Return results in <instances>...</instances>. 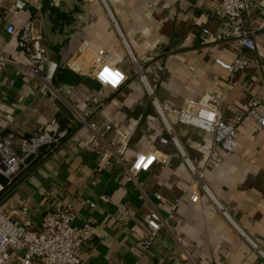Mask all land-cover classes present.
I'll use <instances>...</instances> for the list:
<instances>
[{
	"label": "crops",
	"instance_id": "obj_1",
	"mask_svg": "<svg viewBox=\"0 0 264 264\" xmlns=\"http://www.w3.org/2000/svg\"><path fill=\"white\" fill-rule=\"evenodd\" d=\"M10 1L0 0V53L8 59L0 64V133L26 136L51 117L67 132L53 156L2 184L0 210L37 224L54 204L70 205L75 223H92L78 250L81 264H131L137 256L138 264H264V124L247 114V100L255 98L264 116V0L243 16V25L251 28V48L237 47L233 38L199 41L202 27L217 33L232 25L225 23L219 0H104L115 24L101 0H26L14 16L3 15ZM26 19L57 63L49 90L23 74L16 37L3 31L8 21L19 25ZM83 38L89 49L103 48L116 66L115 86L64 65ZM235 56L246 62L233 71L214 62ZM72 87L90 91L103 104L95 110L88 104L75 107ZM189 98L217 99L223 120L238 117L231 150L209 159L211 134L177 120L178 107ZM72 108L86 121L109 123L104 141L108 149L121 145L122 161L111 155L110 164L103 165L97 143L88 140L90 130ZM143 150H153L155 159L127 179L125 164ZM99 194L109 200H98ZM123 202L134 208L126 224L113 216ZM151 207L164 223L141 250V218Z\"/></svg>",
	"mask_w": 264,
	"mask_h": 264
},
{
	"label": "built area",
	"instance_id": "obj_2",
	"mask_svg": "<svg viewBox=\"0 0 264 264\" xmlns=\"http://www.w3.org/2000/svg\"><path fill=\"white\" fill-rule=\"evenodd\" d=\"M101 1L105 5L104 0ZM258 2L259 0H219L217 6L224 16L225 23L231 22L232 25L217 33H212L208 28L202 27L199 41L205 43L218 38L226 40L233 38L237 47H253L251 28L243 25V16H250ZM26 3V0H11L1 10L2 14L14 16ZM105 7L108 11L106 5ZM109 16L115 24L110 13ZM3 31L14 34L16 37L18 51L22 56L21 62L17 65L23 74L27 78H37L44 88L51 89L50 82L57 63L47 56L43 36L34 30L31 20L26 19L19 25L8 21L3 26ZM104 53L105 50L101 47L89 49L88 40L83 38L75 55L66 58L64 65L81 73H92L100 84L112 87L118 83V76L115 73L116 66L105 58ZM77 56H83L84 61L80 62ZM129 56L135 63V71L139 80L150 92V87L139 64L130 52ZM7 61L8 59L0 53V64ZM214 62L228 71H233L241 68L246 60L239 56H235L229 61L215 57ZM70 97L75 107L88 104L91 110H95L103 104V99L79 87L71 88ZM152 101L158 107L153 97ZM218 103L217 99L196 100L189 98L178 107L176 112L178 121L198 126L211 134L209 159L217 158L221 151L231 150L236 142L235 122L238 117L236 116L230 121L223 120ZM256 107L257 100L255 98L247 100V114L260 124H264V116L259 114ZM72 112L73 116L84 122L90 130L88 140L91 144L97 143L96 149L100 153L104 166L110 164L111 155L114 156L115 161H122L121 145L115 149H108L109 144L104 141V133L110 127L108 122L98 124L94 120L86 121L74 108H72ZM65 133V128L60 127L54 117L38 123L26 136L11 131L0 133V175L11 180L25 167L27 158L35 155L39 147L43 145L50 147L48 157L53 156ZM114 142V140L109 141L110 144ZM155 156L153 150L134 152L130 162L125 164L126 178L134 179L139 172L148 168ZM186 162L191 168L190 163L187 160ZM201 188L211 196L204 183H201ZM154 196L157 199H162L158 193H154ZM85 200L89 206L95 205L94 200L87 198ZM98 200L107 202L109 197L106 194H99ZM177 200L178 197L173 198L170 208L174 207ZM25 209L26 207L22 206L21 212H24ZM133 210L134 208L130 204L123 202L115 207L113 216L119 222L126 224L133 219ZM221 211L226 214L223 209ZM73 218L74 212L68 204H54L50 211L41 215L37 224H33L29 218L24 216L10 217L0 210V264H81L78 250L85 243L92 223L90 219H86L81 224H77ZM141 223L143 232L137 245L141 250H146L164 223V219L155 208L151 207L142 215ZM140 257L137 256L131 264H138Z\"/></svg>",
	"mask_w": 264,
	"mask_h": 264
},
{
	"label": "trees",
	"instance_id": "obj_3",
	"mask_svg": "<svg viewBox=\"0 0 264 264\" xmlns=\"http://www.w3.org/2000/svg\"><path fill=\"white\" fill-rule=\"evenodd\" d=\"M65 71H69V70H65ZM69 73H71L73 75V78L75 80L79 78V75H77L71 71H69ZM59 126H60V124H59ZM63 128H65V127H63ZM65 130L67 132L66 128H65ZM65 135H66V133H65ZM49 149H50V147L48 145H43V146L39 147L37 153L35 155H31L27 158L25 167L23 169H21L11 180H7L3 176L0 175L1 185L4 184L5 182H8V183L13 182L16 176L26 173L28 170L32 169L34 166H36L38 163H40L43 159L47 158L48 154L50 153ZM3 179H4V181H3Z\"/></svg>",
	"mask_w": 264,
	"mask_h": 264
}]
</instances>
